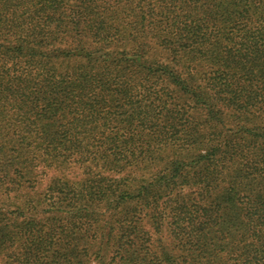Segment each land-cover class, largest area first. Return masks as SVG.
Masks as SVG:
<instances>
[{"label": "trees", "instance_id": "obj_1", "mask_svg": "<svg viewBox=\"0 0 264 264\" xmlns=\"http://www.w3.org/2000/svg\"><path fill=\"white\" fill-rule=\"evenodd\" d=\"M0 197V264H264V0H0Z\"/></svg>", "mask_w": 264, "mask_h": 264}, {"label": "rangeland", "instance_id": "obj_2", "mask_svg": "<svg viewBox=\"0 0 264 264\" xmlns=\"http://www.w3.org/2000/svg\"><path fill=\"white\" fill-rule=\"evenodd\" d=\"M223 48H224V44H222V46L220 47L221 52H223ZM44 174L45 175H42L41 179H39L38 188H37V190H39V191L41 190L43 192H44V188L46 187V185L48 184V182L51 179L61 175L59 172L53 171V170L46 171V173H44ZM64 177L73 180L76 177H79V173L77 170L70 168V169L65 171ZM177 190L181 191L183 196H186L188 194H195V187L189 186L187 184L179 185L177 187ZM193 197H194V195H193ZM17 198H19L17 201H20V199H23V187L19 190ZM47 201L48 200H46L44 202L48 203ZM10 206H11V204L9 203V199H4L3 197H0V209H2L3 213H6V215H8L10 210H12V208ZM157 238H159V236L154 237V239H156V240H157ZM162 240H164V237H162Z\"/></svg>", "mask_w": 264, "mask_h": 264}]
</instances>
